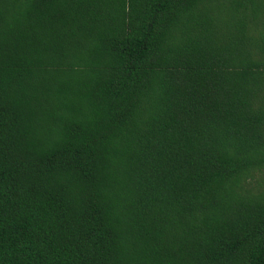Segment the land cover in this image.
<instances>
[{
  "label": "trees",
  "instance_id": "16d2710c",
  "mask_svg": "<svg viewBox=\"0 0 264 264\" xmlns=\"http://www.w3.org/2000/svg\"><path fill=\"white\" fill-rule=\"evenodd\" d=\"M0 264H264V0H0Z\"/></svg>",
  "mask_w": 264,
  "mask_h": 264
}]
</instances>
